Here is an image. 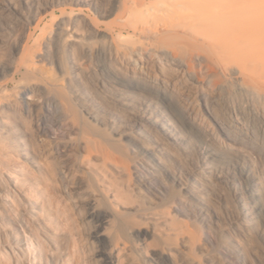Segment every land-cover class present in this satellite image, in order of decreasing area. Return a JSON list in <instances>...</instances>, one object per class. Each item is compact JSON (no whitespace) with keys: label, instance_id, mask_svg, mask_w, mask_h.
Instances as JSON below:
<instances>
[{"label":"rangeland","instance_id":"rangeland-1","mask_svg":"<svg viewBox=\"0 0 264 264\" xmlns=\"http://www.w3.org/2000/svg\"><path fill=\"white\" fill-rule=\"evenodd\" d=\"M156 4L0 0V264H42L35 259L40 251L43 264H225L218 253L232 241L248 264H264V223L244 224L247 215L224 181L232 179L235 164L249 166L264 204V161L241 136L235 113L251 74H234L207 47L181 55L149 39L163 30L153 25V13L165 14L163 6L151 9ZM63 20L65 31L58 25ZM161 47L185 64L164 59ZM114 72L128 81H111ZM25 87L32 90L29 98L22 94ZM118 90L139 110L148 103L167 111L173 105L196 128H184L192 138L190 154L175 147L162 154L177 179L167 174V188L157 183L149 197L136 184L134 163L143 155L132 149L131 139H153L132 125L113 131L112 124L131 110L118 105ZM47 128L74 146L67 162ZM153 134L166 139L157 129ZM206 148L221 156L205 171L198 156ZM192 175L205 184L197 193L215 222V243L205 231L200 235L193 219L175 216L174 202L189 195Z\"/></svg>","mask_w":264,"mask_h":264},{"label":"bare ground","instance_id":"bare-ground-1","mask_svg":"<svg viewBox=\"0 0 264 264\" xmlns=\"http://www.w3.org/2000/svg\"><path fill=\"white\" fill-rule=\"evenodd\" d=\"M161 6L164 7L165 14L153 13V25L157 28L158 24H162L163 30H159L154 38L149 39L164 43L181 55L186 54L192 48L207 47L210 55L222 57L223 65L234 74H239L241 71L251 74L252 85L242 88L243 100L239 112H235L238 116L236 121L237 126L241 129V136L247 137L264 161V0H158V4L153 5L151 9L160 11ZM139 14L143 15L142 12ZM58 25L62 31L67 29L64 20L59 21ZM144 30L150 31L151 27L146 26ZM223 43L225 44L223 45ZM208 44H213L221 49L215 52V48L206 46ZM167 47L159 49L160 56L180 67L183 66L184 61L180 57L172 56ZM110 76L113 77L111 81L119 84L128 81L125 76L115 72ZM101 84L105 90H110L104 81H101ZM31 91L30 87H25L22 94L29 98ZM156 91L161 95V91L157 89ZM115 95L118 105L131 110H128L130 114L126 117L118 115L122 123H113V131L119 133L122 124L132 125L139 134L150 136L153 139V142L149 144L135 137L130 138L132 149L143 155L134 163L136 184L138 189L149 197V195H154L156 185L160 184L161 187L167 188L165 182L167 174L173 179H177L173 173L174 170L170 169L163 160L162 154L167 153L170 147L179 148L190 154L192 138L190 134L184 133V128H190L192 131H195L196 128L192 126L188 118L181 117L173 105H168L169 102L165 96L163 102L169 106V112L160 109L157 105H152V103L146 104L142 110H139L135 106L134 100L125 92L118 90ZM91 101V103L97 102L93 98ZM86 109L90 112L92 110L90 107H86ZM91 113L94 118H100L97 113ZM63 129L62 126L59 133H63ZM155 129L162 132L166 139L153 134ZM47 130L50 134L57 135V153L58 156L64 158L74 146L59 141L60 135L56 130L52 128H47ZM198 134L201 136L200 133ZM16 140L19 139L16 138ZM17 145L20 154L28 158L25 146L21 143H17ZM201 152L198 162H201L199 166L205 171L211 169L214 162L221 156L218 151L210 148L201 150ZM64 161L67 162V158H64ZM230 173L232 179L227 177L224 181L234 190L243 212L247 215L244 224L253 226L259 220L264 223V204L261 199L259 179L255 177L249 166L241 163L235 164ZM13 176L17 175L13 174ZM181 180L188 183L183 177ZM189 181L190 183L186 187L189 195L185 199L177 198L174 202V204L177 203L173 206L175 216L176 218L193 219L200 235H203L205 231L206 240L215 243L217 242L215 222L209 212L204 209V202L197 193L205 188V184L195 175H192ZM191 182L196 183L191 186ZM108 187L110 188L109 185ZM242 232H244L243 229ZM40 252L41 255H36L35 259L39 257L43 264V251ZM242 254L243 250L237 241H232L222 245L218 256L225 264H248L246 259L241 256ZM117 256L119 257V253ZM187 264H193V262L188 261Z\"/></svg>","mask_w":264,"mask_h":264}]
</instances>
